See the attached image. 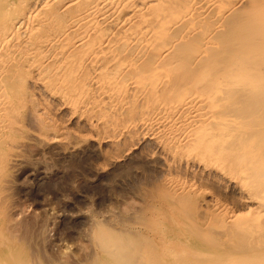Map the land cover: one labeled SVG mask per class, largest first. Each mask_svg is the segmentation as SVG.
Instances as JSON below:
<instances>
[{
    "label": "rangeland",
    "instance_id": "1",
    "mask_svg": "<svg viewBox=\"0 0 264 264\" xmlns=\"http://www.w3.org/2000/svg\"><path fill=\"white\" fill-rule=\"evenodd\" d=\"M249 1L227 0V3L234 10L236 8L240 11L251 6L252 0ZM6 2L4 8L7 9L9 2ZM20 3L21 0H18V4ZM84 4L86 7L87 3L79 4L78 8L74 6L75 10L81 11ZM59 6L60 3L56 4L55 8ZM52 9L46 10L44 16H47L46 14ZM73 12L74 10L70 12L68 10L64 18L72 16L75 13ZM113 24H103L107 34L114 30H112ZM34 25L31 28L32 32L29 30L31 34L23 32L22 38L20 37L19 41L13 44L15 52L12 51L13 55L9 62L12 67L9 66L11 70L37 69L39 74L34 73L33 80H22L20 83L21 73L12 71L9 73L11 77L9 81L12 80L10 84L13 82L15 85L7 84L3 87L7 97H11L7 105L11 108L6 107L3 113L5 114L6 111L9 113L11 109L15 115L12 111L6 114L7 117L4 115L0 124V134H4V136L0 135V264H117L118 261L122 262L121 264H218L219 261V264H222L230 263L229 260L233 257L246 262L250 252L249 248L244 246L245 243L242 248L238 247L241 249L244 247V252L236 247L239 246L238 244L242 245L240 238L229 239L230 236L227 234L232 233L231 230H227L231 231L230 233L218 235L213 227L209 228L210 218L212 213H215L213 210L217 208V205H214L216 203L220 206L228 205L240 212L245 211L243 202L246 201L243 199L247 195L240 190V177L231 179L224 174L225 172H221L225 177L217 176L215 169L203 170V168H195L194 165L186 167L185 163L180 164L174 159L171 148L167 149L164 142L147 138L138 140L134 132L121 135L115 128L109 129L111 125L106 118L101 122L102 125L98 123L96 127L95 120L100 116L103 110L101 105L104 103L97 106L98 102L95 100L98 101L100 98L99 103L102 102V95L97 92L95 94L99 96L95 95L92 87L89 89L90 84L93 83L91 76L94 72L90 68L83 69V64H77L78 61H74L75 66L71 70L69 65L66 66L68 64L66 57L70 54V50L67 48L64 50L62 45L60 48L59 41L47 45L56 35L54 31L63 35L64 43L75 42L81 36L77 31L79 29L66 30L70 23H45L43 20ZM106 25L111 31L105 28ZM200 30L202 29L193 30L195 35L191 32V39L199 41ZM196 32L199 34L196 35ZM24 33H26L25 37ZM112 33L115 36L111 38L116 41L115 37L119 36V32L114 30ZM193 44L194 47L199 46V43ZM117 47L116 45V49ZM62 48L64 51L59 50ZM116 49L108 53L110 57L106 55L111 67L118 66L115 63L119 65L125 63ZM82 50H74L75 54L72 53L71 56L79 52L85 56L88 51ZM55 53L57 56L60 54L59 57L62 58L59 60V57L54 56ZM58 61L59 63H56ZM29 62L31 66L33 64L32 67L28 65ZM55 64H60L59 66L62 67H56ZM68 70L72 71L70 76ZM63 72L66 77L69 76L67 82H62L60 79ZM88 75L90 80L85 79ZM39 76H44L40 77L42 81L44 80L42 86L34 81V77ZM75 80L76 82H73ZM82 81H85V84ZM76 88L79 90L75 91ZM75 93L78 96H75ZM130 95L133 99L134 93ZM90 96L92 99L89 98ZM75 97L78 100L72 104L70 100ZM82 98L86 101H82ZM143 99L138 98L139 107L136 106V110L139 111L143 107ZM9 115L13 117L10 118ZM210 169L215 171L210 173ZM172 180L192 182L197 192L193 196L176 195L171 187ZM251 207L256 210L255 205L251 204ZM207 229L210 231L205 232L204 230ZM213 232L218 236L216 237ZM195 241L199 244L197 245ZM213 241L220 243V246L217 245L216 248ZM166 245L168 249L172 247L176 250L174 256L167 255L164 251ZM130 248L134 251L131 252L132 254H127ZM185 251H188L187 254ZM227 254L232 257L229 259Z\"/></svg>",
    "mask_w": 264,
    "mask_h": 264
},
{
    "label": "bare ground",
    "instance_id": "2",
    "mask_svg": "<svg viewBox=\"0 0 264 264\" xmlns=\"http://www.w3.org/2000/svg\"><path fill=\"white\" fill-rule=\"evenodd\" d=\"M6 1L9 2L7 9L4 8ZM58 3L60 6L55 8ZM83 3H87L86 7H84L85 4L82 5L84 8L77 12L74 6L78 8V5ZM48 9L52 11L44 16V12ZM68 10L69 12L74 10L75 13L73 12L72 16L65 19L64 16ZM42 20L45 23H70L71 25H68L66 30L79 29L77 31L81 34L80 39L77 38V41L72 42L73 44L64 43L63 35L55 31L56 35L53 36L52 41L45 43L51 45L54 41H59L58 46L62 45L64 50L65 48L70 50H67L70 54L65 53L67 54L66 61H68L65 65H69L71 70L75 66L74 61H78L77 64H83V69L90 68L94 72V77L91 76L93 83L89 85V89L93 88L94 94L97 92L102 95V102L99 103L100 98L97 99L98 101L95 100L98 102L97 106L104 103L101 105L103 109L101 114L98 113L100 116L96 117L97 122L94 121L96 127L106 118L111 125L107 128H115L121 135L134 132L138 140L147 138L160 141V143L164 142L167 149L171 148L174 159H177L180 164L185 163L186 167L194 165L195 168H203V170L215 169L216 171L210 169V173L215 171L217 176L225 177L221 175V172H225L224 174L231 179L240 177V190L247 195L243 199L246 201L243 202L245 211L240 212L228 205L220 206L216 203L214 205H217V208L213 210L215 213H212L209 228L213 227L212 229L218 235L232 231L227 234L230 236H228L229 239L239 240L240 238L239 241L242 243L236 247H241L245 243L244 246L249 248L250 254L248 253L246 262L233 257L229 260L230 263L227 262L228 264H264V0H252L249 8L240 11L236 8L234 10L227 0H21L20 4L18 0H0V124L2 123L1 118L12 111L10 109L9 113L7 111L3 113L11 99L3 91L4 85L12 81H9L11 79L9 73L20 72V83H22V80L28 81L32 79L34 73L39 72L37 69L28 68L26 70L10 69L9 62L15 47L13 44L19 41L23 32L31 34L34 24ZM109 23H114L112 30L119 32V36L115 37L118 43L112 39L115 36L112 33L114 30L109 32L111 28L109 30L108 25L105 28L109 30V34L104 30L103 24ZM222 23L226 24L222 25ZM200 28L202 29L199 32L201 38L199 41H194L190 33L194 34L193 30L198 29L199 31ZM199 33L196 32V35ZM193 43H199V46L194 47ZM76 49H83L82 51L86 49L88 52L85 56L83 53L77 54L76 52L77 55L72 57L71 54ZM115 49L119 51L117 53L123 57L125 63L119 62L121 65L115 63L118 66L111 67L107 61L110 57L108 53H112ZM59 55L54 56L59 57ZM61 58L59 57V60ZM60 64L55 65L57 67ZM44 67H46L45 64ZM68 71L70 76L72 71ZM89 75L85 79L90 80ZM40 77L44 76L34 77V81L42 86L44 80L42 81ZM67 77L64 73L63 76L61 74L60 79L62 82H67ZM82 82L85 84V81ZM13 84L12 82L10 86ZM77 90L79 89L76 88L75 91ZM130 93H134L133 99ZM76 94L75 96H78ZM139 96L144 99L143 107L141 105L142 108L140 107L141 110L138 111L135 108L137 104L139 105L137 101ZM65 97L68 96L65 95ZM63 99H65L64 96ZM77 100L75 97L70 102L75 104ZM83 100L85 98H82ZM6 120L3 121L6 122ZM188 182H173L172 180V186H169L174 189L176 195L193 196L197 192L195 184ZM251 204L256 206V210H253ZM206 226L208 228V225ZM208 230L204 231L208 232ZM104 239H106L105 235ZM214 244L216 248L217 245L220 246V243L214 242ZM164 248L167 255H175L176 250L172 247L168 249L166 245ZM242 250L244 252V247L240 251ZM133 251L134 249L130 248L127 254H132ZM187 252L185 251L186 254ZM194 255L196 256V253ZM207 256L210 257L208 254ZM228 257L230 259L232 256L228 255ZM182 259L185 260V258ZM121 263L117 262V264Z\"/></svg>",
    "mask_w": 264,
    "mask_h": 264
}]
</instances>
